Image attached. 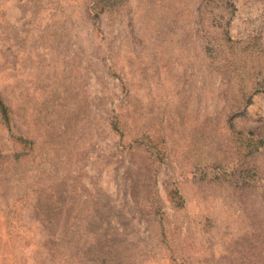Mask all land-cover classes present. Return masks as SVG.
I'll return each instance as SVG.
<instances>
[{
    "label": "rangeland",
    "instance_id": "rangeland-1",
    "mask_svg": "<svg viewBox=\"0 0 264 264\" xmlns=\"http://www.w3.org/2000/svg\"><path fill=\"white\" fill-rule=\"evenodd\" d=\"M0 264H264V0H0Z\"/></svg>",
    "mask_w": 264,
    "mask_h": 264
},
{
    "label": "trees",
    "instance_id": "trees-1",
    "mask_svg": "<svg viewBox=\"0 0 264 264\" xmlns=\"http://www.w3.org/2000/svg\"><path fill=\"white\" fill-rule=\"evenodd\" d=\"M0 109H1V110H4L3 107H2V105H0Z\"/></svg>",
    "mask_w": 264,
    "mask_h": 264
}]
</instances>
